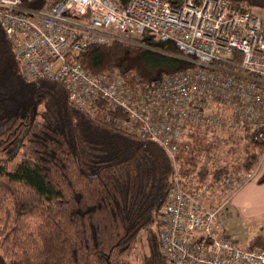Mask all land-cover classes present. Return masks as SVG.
I'll list each match as a JSON object with an SVG mask.
<instances>
[{
	"label": "trees",
	"instance_id": "trees-1",
	"mask_svg": "<svg viewBox=\"0 0 264 264\" xmlns=\"http://www.w3.org/2000/svg\"><path fill=\"white\" fill-rule=\"evenodd\" d=\"M166 1L172 9L183 0ZM230 11L264 8V0H225ZM127 0H119L123 6ZM48 0H23L42 9ZM150 48L112 42L88 47L76 61L91 75L117 71L145 81L194 66L168 42L143 34ZM168 53V54H165ZM109 112L90 119L68 100L61 84L23 80L0 27V256L5 264H165L159 252L157 212L171 186V161L156 143L119 129ZM264 154V130L239 137L195 130L176 157L180 183L203 192L209 209L227 195L221 183L244 180ZM257 183L264 184V177ZM217 197V198H215ZM228 197V195L226 196ZM227 199V198H226ZM209 200V201H208ZM249 248H264L255 235Z\"/></svg>",
	"mask_w": 264,
	"mask_h": 264
},
{
	"label": "built area",
	"instance_id": "built-area-1",
	"mask_svg": "<svg viewBox=\"0 0 264 264\" xmlns=\"http://www.w3.org/2000/svg\"><path fill=\"white\" fill-rule=\"evenodd\" d=\"M25 9L0 0V27L23 80L61 84L69 102L93 119L116 112L119 129L158 144L174 176L157 212L165 264H264V248H238L218 232L221 206L209 209L203 192L180 183L176 157L195 130L239 137L264 130V8L230 11L225 0H48ZM170 43L193 68L160 80L112 71L91 75L77 61L88 47L112 42ZM150 49V48H148ZM168 54V53H165ZM231 173L221 189L229 198L247 180ZM226 201V200H225ZM224 201V202H225Z\"/></svg>",
	"mask_w": 264,
	"mask_h": 264
},
{
	"label": "rangeland",
	"instance_id": "rangeland-1",
	"mask_svg": "<svg viewBox=\"0 0 264 264\" xmlns=\"http://www.w3.org/2000/svg\"><path fill=\"white\" fill-rule=\"evenodd\" d=\"M248 180L249 177L244 183H246ZM256 180L258 181V178ZM226 196L227 195L223 194L217 196L220 200V204L218 206H221V210L218 216V232L223 233L224 236L232 243H234V245L238 248L246 249L249 245V239L252 236L257 234H264V217H261L259 219L255 218L253 220L252 218L250 219L245 217L244 214L242 215L240 213H237L236 210L231 207L234 204L230 206L229 204H227V202H224L227 198ZM203 197L201 195V198ZM226 212L229 213L228 217H226ZM144 252V245L142 243L138 244L130 255V260L132 264H139L140 257Z\"/></svg>",
	"mask_w": 264,
	"mask_h": 264
},
{
	"label": "crops",
	"instance_id": "crops-1",
	"mask_svg": "<svg viewBox=\"0 0 264 264\" xmlns=\"http://www.w3.org/2000/svg\"><path fill=\"white\" fill-rule=\"evenodd\" d=\"M262 177H264V154L257 168L249 175V180L227 198L225 202L230 206L234 204L231 207H233L237 213L244 214L247 218H252L254 220L255 218L259 219L264 217V184L256 182L257 178L259 179ZM228 214L229 213L226 212V217L229 216ZM260 235L264 236V234Z\"/></svg>",
	"mask_w": 264,
	"mask_h": 264
},
{
	"label": "water",
	"instance_id": "water-1",
	"mask_svg": "<svg viewBox=\"0 0 264 264\" xmlns=\"http://www.w3.org/2000/svg\"><path fill=\"white\" fill-rule=\"evenodd\" d=\"M0 264H5V262L3 261V259L0 256Z\"/></svg>",
	"mask_w": 264,
	"mask_h": 264
}]
</instances>
